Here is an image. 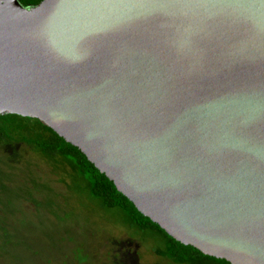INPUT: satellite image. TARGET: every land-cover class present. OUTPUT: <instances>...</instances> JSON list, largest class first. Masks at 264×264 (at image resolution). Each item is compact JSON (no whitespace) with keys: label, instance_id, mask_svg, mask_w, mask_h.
<instances>
[{"label":"water","instance_id":"obj_1","mask_svg":"<svg viewBox=\"0 0 264 264\" xmlns=\"http://www.w3.org/2000/svg\"><path fill=\"white\" fill-rule=\"evenodd\" d=\"M8 114L177 242L264 264V0H0Z\"/></svg>","mask_w":264,"mask_h":264},{"label":"trees","instance_id":"obj_2","mask_svg":"<svg viewBox=\"0 0 264 264\" xmlns=\"http://www.w3.org/2000/svg\"><path fill=\"white\" fill-rule=\"evenodd\" d=\"M19 1L24 7H32L39 5L43 0ZM11 144L26 145L47 163L52 172L58 175V181L66 187L68 198L78 200L81 210H87L94 215L104 213L109 221L116 219L117 222H111L129 229L132 233L128 236L142 245L140 258L143 263L148 264L143 259L142 253L144 254L145 245L150 239L153 243L152 256L154 257L149 262L150 264H204L208 262L230 264L226 260L204 255L198 249L177 242L169 236L158 224L141 214L136 206L118 191L115 183L101 173L79 148L68 143L39 119L17 114L0 115V147ZM5 179L4 171L0 167V190L5 193L13 192L8 189ZM21 191L28 193L38 207H43L55 216L56 226L66 231L65 227L69 225H63H66L65 223L71 216L64 207L68 208L69 202H66L63 207L49 195L45 202H39L32 192H28L29 190L21 189ZM16 196L20 197L19 194ZM2 229L4 237L0 245V253L5 254L4 251L7 250L10 254L12 249L21 248L22 243L14 239L12 234L14 231L7 227ZM70 239L74 246L65 251L67 255L71 254L73 264H95L96 256L86 251L85 243L76 242L72 237ZM64 240L63 238L58 240L59 247ZM30 254L28 264H38L36 258L38 251L33 249ZM44 264H49V262ZM63 264H70V259L65 260Z\"/></svg>","mask_w":264,"mask_h":264},{"label":"rangeland","instance_id":"obj_3","mask_svg":"<svg viewBox=\"0 0 264 264\" xmlns=\"http://www.w3.org/2000/svg\"><path fill=\"white\" fill-rule=\"evenodd\" d=\"M0 167L8 189L13 190L9 193L0 190V245L4 237L3 227L13 230L14 239L22 243L21 248L12 249L10 254L7 250L5 254L0 253V264H28L33 249L39 253L36 257L38 264L47 261L49 264H63L67 259L73 264L71 254L67 255L65 251L74 246L70 237L85 243L86 251L96 256L95 264H145L140 258L142 245L128 236L132 232L125 226L114 224L116 219H111L113 222L106 219L104 213L94 215L81 210L78 200L68 198L67 189L58 181V175L29 147L23 144L0 147ZM21 189L32 192L39 202H45L48 195L63 207L69 202L70 206L64 207L71 216L63 225H69L65 227L67 232L56 226L55 216L38 207ZM60 238L65 240L59 247ZM152 245L149 239L142 253L148 264L154 259Z\"/></svg>","mask_w":264,"mask_h":264}]
</instances>
